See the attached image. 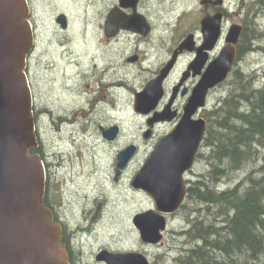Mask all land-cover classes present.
Here are the masks:
<instances>
[{
	"label": "water",
	"instance_id": "1",
	"mask_svg": "<svg viewBox=\"0 0 264 264\" xmlns=\"http://www.w3.org/2000/svg\"><path fill=\"white\" fill-rule=\"evenodd\" d=\"M139 0H119L108 13V37L120 30L148 36L151 23L138 11ZM132 9V13L124 12ZM29 0H0V264H70L62 243V227L45 203L46 165L39 152L34 116V94L27 74V60L35 46V27ZM56 21L68 27L60 13ZM205 44L212 49L222 34V13L202 19ZM240 24L230 27L227 44L210 63L195 88L177 127L162 138L136 173L132 186L150 195L155 207L133 218L143 241L160 244L168 228V216L175 214L188 194L185 174L190 171L207 132V121L192 116L206 104L208 91L225 81L235 65ZM191 36L180 49L189 46ZM176 52L161 73L135 95V109L149 114L162 96V83L174 65ZM165 113V112H163ZM157 114L152 121L165 120ZM111 129L109 132L114 131ZM112 138V137H109ZM130 144L116 158L115 180L137 153ZM107 253V252H105ZM108 264H151L142 252L107 253Z\"/></svg>",
	"mask_w": 264,
	"mask_h": 264
},
{
	"label": "rangeland",
	"instance_id": "2",
	"mask_svg": "<svg viewBox=\"0 0 264 264\" xmlns=\"http://www.w3.org/2000/svg\"><path fill=\"white\" fill-rule=\"evenodd\" d=\"M29 1L31 20L35 27V46L32 55L28 56L26 71L34 94V115L36 105H39L44 109L52 108L69 119L68 121L63 117L52 122L48 116H44L40 125L36 123L37 149L41 151L40 155L47 169L49 168L48 171L61 184L62 190L58 192V196L70 216L74 209L76 211L79 208V202L82 203L87 197L90 200L99 198L103 201L102 216L90 237V242L94 241V247L106 245L129 249L140 246V233L133 218L137 213L149 209L152 200L146 192L135 189L132 181L143 157L147 155V150L153 149V142H144L140 128L145 121L136 116L132 108L133 91L127 85H139L140 81L135 80L136 69L123 65L116 69L115 81L126 84L117 87L122 95V109L116 112L117 120L123 127L121 145L138 140L143 148L139 158L127 169L119 182L114 181L111 168L113 149L104 145L98 135L84 132L82 125L85 122L80 116L78 120H74L73 109L85 99V90L89 88L86 86L88 80L84 78V72L95 71L94 60L101 64L104 59L116 60L118 64H122L126 52L138 50L144 53L147 49L150 50V46L162 40L160 35L163 32L169 33L174 29L169 23L178 24V14L185 9L187 12H182L185 21L172 33L173 38H170L172 43L177 41L184 30L190 27L193 18L196 20L202 7L200 0H148L146 9L149 11L145 9L142 13H147L155 22L152 39L154 43L150 42L149 45L148 41L141 43L140 38L132 34H121L116 39L107 41L104 20L108 12L118 5L119 0ZM252 3L251 0H228V5L233 9L247 8ZM60 13L68 17V27L65 29L56 21ZM261 15L257 23L264 29V13ZM259 45L262 48L249 54L240 69L246 73H256L262 77L260 81L264 83V37ZM156 49L151 48V53H155ZM154 61H157V56L151 55L145 63ZM232 82L233 76L225 90L219 92V99L216 101L218 105L229 93V84ZM92 84L94 85L93 82ZM197 166L196 172L203 170L201 163ZM244 171L231 176L236 180ZM235 183L236 181L232 184ZM190 207L197 205L188 204L186 208L170 215L164 245L148 247L154 264H179L177 257L183 256L193 245L192 240L180 234V231L188 228L193 218L189 213ZM180 248L182 250H177Z\"/></svg>",
	"mask_w": 264,
	"mask_h": 264
},
{
	"label": "flooded vegetation",
	"instance_id": "3",
	"mask_svg": "<svg viewBox=\"0 0 264 264\" xmlns=\"http://www.w3.org/2000/svg\"><path fill=\"white\" fill-rule=\"evenodd\" d=\"M147 1L148 0H139V12L142 13L146 9V7H148ZM251 1L256 2L258 0ZM200 3L202 7L198 12L196 20L193 18V21L190 23V27L184 30L178 40L174 38L177 41H174L172 43V40L170 38H173V32L185 21L184 13L187 12V10L185 9L182 11L184 13L181 12L180 14H178V24L169 23L174 29H172L169 33L163 32L162 35H160V38L162 40L159 43H155L154 46H150V50L151 48H157L155 53L152 54L149 49H147L144 53H141L138 50L126 52L124 55L125 60L124 62H122V64H118L116 60L113 61L104 59V63L102 64L101 62L97 63L94 60L93 70L95 71L93 73H91L90 71L84 72V78L88 80L86 86L89 89L85 90V99L83 103L79 106H76L74 109L72 108L75 118L74 120H78L80 116V119L82 118L85 122V125H82L84 132L90 135H98L103 140L104 145H109L110 148L113 149L114 156L111 168L112 172L114 173L115 182L120 181L127 169L139 158V156L141 155V151L143 150L142 143L138 140H135L137 142H135L134 140L130 141L125 146L121 145V139L123 138V127L122 124L117 120L116 112L122 109V95L117 90V87L126 84L121 83L120 81H115L117 67L123 65L127 67L132 66L134 69H136L137 74L135 75V80L140 81L139 85H127L133 91L134 99L132 102V108L136 113L135 115L143 118L145 121L144 125L140 128V135L143 137L144 142H153V149L147 150V155L143 157L140 168L138 169L139 171L149 158L150 154L153 152L157 143L162 138L173 132L177 127L178 123L184 115L185 108L188 105L195 88L201 82L208 66L218 57L222 48L227 44V37L230 27L234 24H240L242 26V31L239 40L235 45L237 59L233 70L225 81L217 84L208 91L206 95L205 106L200 107L197 110L196 114L192 116V119L196 120L200 117L205 118V113L216 107V101L219 99V92L225 90V87L228 84L231 76L233 75L236 67L239 66V68H241L242 63L245 60V58H241L240 56V52H242L241 41L242 36L244 35L243 33L245 31L244 20L247 17V11L244 10L245 8L233 9L232 6L228 5V0H200ZM125 11L127 13H132L131 8L125 9ZM220 12L222 13L221 37L214 48L202 49L205 44V37L202 32L201 25L202 19L206 16L214 15ZM145 16L151 23V32L148 36H144L140 33L129 30H120L115 36H112L113 38L108 37L105 31V21L107 18L106 16L103 28L107 37V41L116 39L117 36L119 37V35L121 34H132L138 36L141 43L148 41L147 45H149L150 42H153L152 39L155 32V22L147 13H145ZM58 24L60 25V23ZM167 29L168 28H166V30ZM189 36H191V42L189 46L184 49H180L181 43L185 38ZM175 52L177 54L175 58L176 60L162 83L163 92L161 98L156 104V108L149 114H144L136 111V93L142 91L148 84V82L156 78L161 73L162 69L167 65L169 60L174 57ZM31 55L32 54H30V56ZM151 55L157 56V61L145 63L148 61ZM92 82L94 83V85L92 84ZM35 109V120L39 125L42 122L44 116H48V118L52 120V122H56L58 118L63 119V117H65V119L69 121L66 116L59 115L58 112H56L52 108L46 107L44 109L43 107H39V105H36ZM161 113H163L164 117H166L164 121H152V118ZM206 121L208 127V120L206 119ZM113 128L115 130L108 133V131ZM161 129L163 130L161 131ZM130 144H135L137 146V153L129 162L128 166L122 171L119 179L115 180L117 154L121 149ZM115 147H118V149ZM39 152L41 154V151ZM206 154H208V150L205 146L204 138L196 155L193 168L185 174V179L189 186L194 180L197 179L200 173L196 172V169L198 168L197 165L199 163H201L203 170L209 169L210 164L205 156ZM48 170L49 168L47 169L46 165L47 179L45 203L51 208L54 219L61 224L62 243L64 244L68 253L70 264H108L107 253L125 252H142L148 257L151 264H154L153 260L149 256L150 253L148 247H160L164 245L165 239H163L160 244H151L143 241L140 237L141 245L129 249H122V247H111L106 245L94 247V241L90 242V237L93 236L92 230L94 231L100 221V217L102 216L103 201H101V199L99 200V198L90 200L87 197L84 201H82V203L79 202V208L76 211L74 209V213L72 212V215L70 216V214L66 212L67 207H64V202L60 200L58 196V192H61L62 190L61 184H58V180L55 179ZM151 200L152 206L149 209L155 207V203L152 197ZM169 217L170 215L168 216V218ZM95 241H97L96 238ZM177 250L182 249L180 248ZM165 253L167 254V251ZM168 255L174 258V255H172L171 253H169ZM182 257L179 259V261L181 262L180 264H184ZM177 258H175V260Z\"/></svg>",
	"mask_w": 264,
	"mask_h": 264
},
{
	"label": "trees",
	"instance_id": "4",
	"mask_svg": "<svg viewBox=\"0 0 264 264\" xmlns=\"http://www.w3.org/2000/svg\"><path fill=\"white\" fill-rule=\"evenodd\" d=\"M244 10L241 58L262 48L264 29L257 19L264 0ZM232 76L229 93L204 115L210 167L189 186L181 207L197 205L190 207L188 228L180 231L193 241L184 264H264V83L239 66ZM240 171L234 180L231 175Z\"/></svg>",
	"mask_w": 264,
	"mask_h": 264
}]
</instances>
